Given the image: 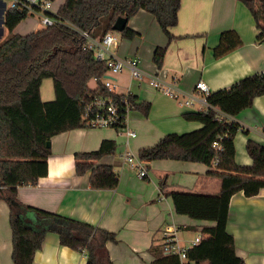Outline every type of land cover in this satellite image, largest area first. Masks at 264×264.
<instances>
[{
	"label": "trees",
	"instance_id": "1",
	"mask_svg": "<svg viewBox=\"0 0 264 264\" xmlns=\"http://www.w3.org/2000/svg\"><path fill=\"white\" fill-rule=\"evenodd\" d=\"M55 1V0H51ZM248 7L264 40V0H240ZM181 0H65L55 13L58 21L50 26L20 34L16 27L30 13L9 9L3 25L7 30L0 43V200L10 208L13 264H33L34 255L43 246L47 233L55 232L61 245L85 252L86 264H114L107 249L108 242H118L115 232L97 225L63 216L23 203L18 187L36 185L47 175L51 147L47 142L64 131L88 127L84 117L86 105L93 97L123 95L108 93L102 80L108 66L98 61L94 51L84 47L81 31L101 38L119 16L131 19L144 9L155 16L168 40L171 28L178 23ZM105 18L103 22L102 19ZM138 33L128 25L120 36L133 39ZM235 30L222 32L215 56H221L241 44ZM167 47L155 48L153 62L162 68ZM53 80L55 97L45 101L41 96L44 79ZM97 79L95 87L90 81ZM264 94V74L246 76L231 87L209 92V108L182 113L183 118L202 123V127L185 132L169 133L153 146L139 150L140 158L150 162L162 159L201 162L211 169L209 174L222 179L218 194L182 190L168 191L176 213L212 225L190 227L201 235L200 241L187 251L185 264H246L235 248V239L227 229L232 196L243 191L246 196L264 188V145L249 139L246 144L251 165L237 164L234 137L241 128L228 116H236L252 106L256 96ZM132 108L147 116L150 101L138 102L129 93ZM219 109L223 114H219ZM219 141L223 151L213 146ZM117 143L104 139L96 150L75 154L76 173L90 172L93 188H115L119 174L111 165L97 164L105 155L116 151ZM219 158L216 168L212 167ZM164 187L165 183L161 182ZM151 264H179L177 255L165 253L162 243L150 247Z\"/></svg>",
	"mask_w": 264,
	"mask_h": 264
},
{
	"label": "crops",
	"instance_id": "2",
	"mask_svg": "<svg viewBox=\"0 0 264 264\" xmlns=\"http://www.w3.org/2000/svg\"><path fill=\"white\" fill-rule=\"evenodd\" d=\"M64 1L56 0L58 8ZM7 3L9 0H0V16ZM127 25L138 33L137 38L122 43L120 31L114 30L119 41L110 52L124 59L137 57L146 73L142 80H135L124 68L114 76L118 94L132 93L137 95L138 102L151 103L147 116L136 109L130 113L129 127H137L141 132L139 138L130 139V147L137 154L169 133H185L202 127L201 122L182 116L185 111L209 108L206 96L196 88L198 81H205L209 92H213L229 88L246 76L264 74V40H258L260 30L255 18L240 0H181L178 23L171 28L175 38L170 41L155 16L144 9L129 19ZM227 30L237 31L242 42L225 54L215 56L221 34ZM1 33L3 37L7 34L4 25ZM158 46L167 47L162 69L167 71V83L177 96H170L150 84L159 69L153 62ZM124 75L127 77L122 81ZM42 85V99H54V89L52 94L47 91L44 97ZM228 117L241 127L234 137L235 160L239 165H251L253 160L246 149L247 141L253 139L264 145V94L256 96L252 106ZM104 139L115 140L117 148L97 164L111 165L119 174L115 188H93L89 182L90 172L76 173L75 154L98 149ZM125 144V133L112 127H79L55 135L51 138L47 175L36 185L19 186L18 197L23 203L115 232L118 242L107 243L114 264H151L153 256L149 249L162 242L161 234L166 225L174 223L179 236L182 229L194 230L190 227L213 224L176 213L167 192L218 194L222 179L209 174L211 168L207 164L175 159L148 162L149 177L141 179L122 158ZM161 182L165 183L164 187ZM9 219V205L6 200H0V264H13ZM227 229L234 236L237 254L246 264H264V188L253 196H246L243 191L232 196ZM184 237L185 241L194 239L190 235ZM180 241L183 243L181 238ZM86 263L85 252L61 245L55 232L47 233L33 261V264Z\"/></svg>",
	"mask_w": 264,
	"mask_h": 264
},
{
	"label": "built area",
	"instance_id": "3",
	"mask_svg": "<svg viewBox=\"0 0 264 264\" xmlns=\"http://www.w3.org/2000/svg\"><path fill=\"white\" fill-rule=\"evenodd\" d=\"M9 9L27 10L30 14H37L41 18V22L44 26L53 25L58 21V17L55 15L58 10L56 0H9V3L6 4L0 16L1 27H3L5 12ZM117 34V31L110 30L99 38L92 37L88 32L81 31V35L86 40L84 47L93 50L94 56L98 61H107L108 71L102 82L108 93H117L118 84L114 76L119 74L124 68L129 70L131 79L142 80L146 74L137 57L124 59L110 52L112 47L118 45L119 38ZM106 54L107 57H105ZM167 77V71L160 68L151 77L150 84L156 89L164 90L165 93L170 96H177L171 85L167 83ZM94 81L97 83L96 78ZM196 88L204 93L205 96L209 93L208 85L203 80L197 82ZM128 94H124L120 99H116L111 95L93 97L86 105L84 117L87 121V128L112 127L124 132L126 135V144L122 153L123 160L130 168L137 171L139 178L148 179V161L140 158L130 147V139L135 138L137 132L129 127L130 113L133 108L128 100ZM189 103L190 102L187 101V104ZM228 119L234 121L229 117ZM213 146L217 152H221L224 149L219 141H215ZM218 163L219 158L215 157L212 161V165L216 166ZM177 231L178 227L174 223L165 226L162 231L163 250L165 253L177 255L180 260L179 264H185L188 249L200 241L201 235L195 237L190 242V245H184L180 241Z\"/></svg>",
	"mask_w": 264,
	"mask_h": 264
},
{
	"label": "rangeland",
	"instance_id": "4",
	"mask_svg": "<svg viewBox=\"0 0 264 264\" xmlns=\"http://www.w3.org/2000/svg\"><path fill=\"white\" fill-rule=\"evenodd\" d=\"M59 2H61V1H59ZM102 21L104 22L105 21V18H103L102 19ZM44 27V25H43V23L41 22V18L37 15V14H30L25 20H23L17 27H16V29H15V33H20V34H26L27 32H30L31 30H37V29H40V28H43ZM2 27L0 26V43L5 39V37H6V35L7 34H5V36L3 37V36H1L2 35ZM119 37H120V35H119ZM135 38H137V36H135L133 39H135ZM124 40H126V41H128L129 43H130V41L131 40H129V39H126V38H123L122 39V43H123V41ZM132 44H130V46H131ZM129 46V47H130ZM122 76V75H121ZM120 76V77H121ZM126 77H127V75H124V78L122 77V81H125V79H126ZM120 80V83H121V85H123V82ZM95 81L94 80H91L90 81V86L91 87H95ZM53 89H54V85H53V80L51 79V78H46L45 80H44V82H43V85H42V94H43V96L44 97H46L47 96V91H50L51 93L50 94H52L53 93ZM51 96V95H50ZM52 100V99H51ZM152 123H154V122H152ZM146 125V127H148L147 126V124H145ZM133 127V126H132ZM135 128V127H134ZM133 129V128H132ZM136 129H137V127H136ZM134 129L136 132H137V136H138V138L140 137V135H141V132H140V130L139 129ZM132 145V144H131ZM126 163V162H125ZM128 165V164H127ZM135 171V170H134ZM136 172V171H135ZM162 235V234H161ZM185 235H190V236H193V238H195V237H198L199 235H200V233L198 232V231H195V230H186V229H182V230H180L179 231V236H180V238H181V240H183V243L185 244V245H190V241H187V239H186V241L184 240V236ZM162 238V237H161ZM162 241H163V238H162ZM162 243V242H161Z\"/></svg>",
	"mask_w": 264,
	"mask_h": 264
},
{
	"label": "water",
	"instance_id": "5",
	"mask_svg": "<svg viewBox=\"0 0 264 264\" xmlns=\"http://www.w3.org/2000/svg\"><path fill=\"white\" fill-rule=\"evenodd\" d=\"M128 21H129L128 18L119 16L114 22L112 26V30H117V31L122 32L126 28ZM47 146L51 147V141L47 142Z\"/></svg>",
	"mask_w": 264,
	"mask_h": 264
}]
</instances>
